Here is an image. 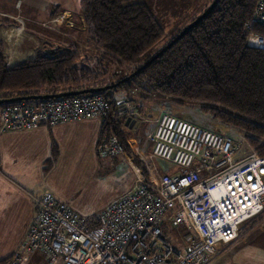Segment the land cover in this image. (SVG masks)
Instances as JSON below:
<instances>
[{
	"label": "built area",
	"instance_id": "1",
	"mask_svg": "<svg viewBox=\"0 0 264 264\" xmlns=\"http://www.w3.org/2000/svg\"><path fill=\"white\" fill-rule=\"evenodd\" d=\"M254 19L264 24V0L257 1ZM247 45L264 49V38L249 35ZM3 57L6 68L15 65L12 56ZM118 104L124 119H137L132 98ZM109 111V102L97 94L9 103L0 107V134L103 119ZM149 140L152 155L171 162L176 172L147 180L136 168L135 187L90 220L45 193L36 202L26 239L3 264H24L37 253L46 264H210L221 245L234 242L243 224L263 213L264 156L250 150L238 159L241 142L169 112ZM97 155L115 158L125 150L111 135L98 144ZM164 226L180 235L177 245Z\"/></svg>",
	"mask_w": 264,
	"mask_h": 264
},
{
	"label": "trees",
	"instance_id": "2",
	"mask_svg": "<svg viewBox=\"0 0 264 264\" xmlns=\"http://www.w3.org/2000/svg\"><path fill=\"white\" fill-rule=\"evenodd\" d=\"M147 1L80 0L86 32L100 52L94 69L80 64L81 56L73 49L55 56H37L12 68L5 67L0 51V100L54 96L118 84L94 94L102 95L110 105L109 113L102 119L99 143L111 135L124 143V124L114 94L120 89L138 88L202 104L204 113L235 129L254 151L264 156V49L247 45L249 35L264 38V24L254 19L258 0H220L199 24L141 69L185 28L157 49L165 39V31ZM133 66L136 68L131 74L141 71L127 82L115 74L112 77L118 80L103 83L108 68L126 71ZM57 158L53 145L47 170ZM135 161L140 163L137 157ZM263 214L264 211L245 224L252 225Z\"/></svg>",
	"mask_w": 264,
	"mask_h": 264
},
{
	"label": "crops",
	"instance_id": "3",
	"mask_svg": "<svg viewBox=\"0 0 264 264\" xmlns=\"http://www.w3.org/2000/svg\"><path fill=\"white\" fill-rule=\"evenodd\" d=\"M79 6L80 0H0V51L12 56L18 64L37 56H55L69 49L74 38L70 41L67 37L61 44L53 38L47 41V37H52L48 33L58 34L60 30L47 32L44 25L59 12L68 14L70 27L74 23L84 25ZM33 28L41 29L34 31ZM102 123L101 118H94L0 134V263L20 249L35 218L36 202L45 193L54 194L82 216L72 203V190L81 176H92L107 167L97 155ZM53 145L58 158L47 170ZM108 159L123 160L131 168V156ZM172 172L171 169L165 174ZM135 183L110 202L133 189ZM24 264L46 263L37 253L26 256Z\"/></svg>",
	"mask_w": 264,
	"mask_h": 264
},
{
	"label": "rangeland",
	"instance_id": "4",
	"mask_svg": "<svg viewBox=\"0 0 264 264\" xmlns=\"http://www.w3.org/2000/svg\"><path fill=\"white\" fill-rule=\"evenodd\" d=\"M213 1L148 0L147 3L153 15L165 31V39L157 46V49L162 48L167 42L171 41L178 31L186 27L191 20L198 18ZM183 14L185 15L182 16ZM69 22L68 14L65 12H59L50 18L45 23L44 30L47 32L60 31L58 34L48 33V36L52 37H47L46 40L51 41L52 39L50 38H53L61 44L67 37L70 38V41L74 38V42H71L69 49L65 50H76L81 56L80 64L94 69L99 64L100 52L97 51L86 32V23L84 25L74 23V26L70 27ZM33 29L37 31V29L41 28ZM2 54L4 56L3 52ZM135 68L136 66H133L132 69H127L126 71L116 70L115 67L114 69L108 68V77L103 79V83L113 82L119 77L123 79L129 77ZM115 74L117 76L116 79L112 77ZM133 91H135V95H131ZM130 98L133 99L138 116L134 120L135 124L132 128L125 126L126 119L121 116L123 120L121 122L124 124V128H122L123 126L121 127L124 143H121L125 150V155L123 156L132 157L131 168L123 160L108 159L111 157L101 158L107 167H104L100 173H95L92 176L83 175L78 179V184L73 186L72 203L76 204L78 211L82 214L81 218L84 220L99 217L104 207L113 198L118 196L121 191H124L128 185L135 183L136 168L140 169L147 180L157 179L171 169L174 172L178 170L171 162L163 161L152 155L154 144L150 143L149 136L155 131L156 122L164 112L172 113L189 123L201 126L212 132L231 136L236 141L241 142L243 145L240 146L243 153L238 155V159L245 155L247 156L250 150H253L249 142L235 129L222 125L219 121L213 119L211 115L204 113L202 104L164 97L138 88H132L127 91L120 89L114 94V100L117 102H119L118 100H130ZM33 102L35 101H29L28 103ZM135 154L137 156H134ZM136 157L140 163L135 161ZM195 166L204 167V164L201 161H196ZM90 216L93 218H86ZM163 229L172 244L177 245L176 243L180 242V235L175 230L165 228V226ZM240 233L235 242L221 246L211 264H264V214L252 225L249 223L243 224ZM181 234L184 233L182 232Z\"/></svg>",
	"mask_w": 264,
	"mask_h": 264
},
{
	"label": "water",
	"instance_id": "5",
	"mask_svg": "<svg viewBox=\"0 0 264 264\" xmlns=\"http://www.w3.org/2000/svg\"><path fill=\"white\" fill-rule=\"evenodd\" d=\"M220 0H214L211 5L198 17L196 18L192 23H190L187 27L184 28V30L167 46V48H164L162 52L154 56L145 66H143L141 69L147 67L150 63H152L154 60H156L158 57H160L168 48H170L176 41L181 39L187 32H189L193 27H195L197 24H199L205 17H207L218 5V2ZM139 69L135 74L141 71ZM135 74H131L129 77H126L122 80V82H127L131 78L134 77ZM118 84H115L113 86L109 87H103V88H94V89H89L85 90L82 92H73V93H68V94H58L54 96H38V97H30V98H13L9 100H0V106L4 104H9V103H14V102H22L24 100L26 101H37V100H49V99H56V98H64V97H72V96H79V95H87V94H94V93H100V92H105L107 90H110L112 88L117 87ZM135 124L134 120H131V118H127L125 120V126H129L132 128Z\"/></svg>",
	"mask_w": 264,
	"mask_h": 264
}]
</instances>
